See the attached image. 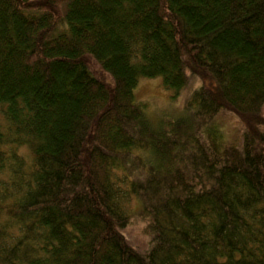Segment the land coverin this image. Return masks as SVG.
Masks as SVG:
<instances>
[{"label":"trees","instance_id":"obj_1","mask_svg":"<svg viewBox=\"0 0 264 264\" xmlns=\"http://www.w3.org/2000/svg\"><path fill=\"white\" fill-rule=\"evenodd\" d=\"M0 264H264V0H0Z\"/></svg>","mask_w":264,"mask_h":264},{"label":"rangeland","instance_id":"obj_2","mask_svg":"<svg viewBox=\"0 0 264 264\" xmlns=\"http://www.w3.org/2000/svg\"><path fill=\"white\" fill-rule=\"evenodd\" d=\"M201 83L194 78L182 88L177 97L171 96V91L162 85L161 78L141 77L135 88L137 99L147 102V112L157 122L162 119H174L186 111V101L195 88ZM217 124L225 140H233L238 135L239 119L232 112H222L217 118Z\"/></svg>","mask_w":264,"mask_h":264}]
</instances>
